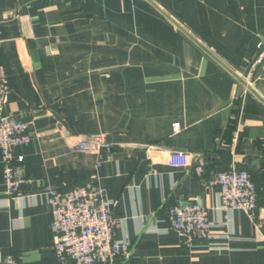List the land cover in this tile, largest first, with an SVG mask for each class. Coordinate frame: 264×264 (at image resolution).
Returning a JSON list of instances; mask_svg holds the SVG:
<instances>
[{"label":"crops","instance_id":"crops-1","mask_svg":"<svg viewBox=\"0 0 264 264\" xmlns=\"http://www.w3.org/2000/svg\"><path fill=\"white\" fill-rule=\"evenodd\" d=\"M0 36L5 112L33 122L14 149L31 182L7 206L0 151V264H58L47 188L89 184L116 201L117 235L133 243L117 264H264V0H0ZM87 135H104L111 157L70 149ZM232 167L256 184L253 221L220 211L207 187ZM188 202L228 248L171 229L169 209Z\"/></svg>","mask_w":264,"mask_h":264},{"label":"built area","instance_id":"built-area-1","mask_svg":"<svg viewBox=\"0 0 264 264\" xmlns=\"http://www.w3.org/2000/svg\"><path fill=\"white\" fill-rule=\"evenodd\" d=\"M2 39L0 36V48ZM259 56L255 64L264 58V40L259 43ZM10 86L5 66L0 57V151L3 168V179L7 198L3 205L7 206L12 199H18L21 188L29 184L31 179L25 171L23 156H16L14 149L28 143L31 139L32 121H20L5 112ZM180 123L173 124L174 133L180 131ZM235 139L238 137L236 132ZM69 145L72 151L93 152L111 157L113 145L104 135L77 136ZM148 151L160 152L157 147H149ZM167 163L172 167H189L190 161L184 152L166 151ZM102 160L97 163L100 166ZM203 166H198L200 173ZM219 188V205L222 212L241 211L252 221L257 208V187L251 175L242 169L232 167L218 172L208 182ZM47 196L51 209V243L58 264H117L122 255L131 252L133 243L126 237L117 235L119 221L113 215L116 201L111 199L104 187L99 185H76L62 190L48 187ZM170 227L180 237L192 243L197 239H208L209 248L224 250L226 243L217 242L226 236L213 235V223L208 218L207 209L198 202H188L169 209ZM156 231V228L151 230ZM259 241H264L259 238ZM6 262L17 264L10 256Z\"/></svg>","mask_w":264,"mask_h":264}]
</instances>
